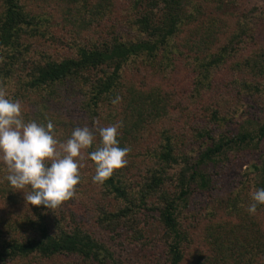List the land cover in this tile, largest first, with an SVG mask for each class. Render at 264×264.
<instances>
[{
	"label": "trees",
	"instance_id": "obj_1",
	"mask_svg": "<svg viewBox=\"0 0 264 264\" xmlns=\"http://www.w3.org/2000/svg\"><path fill=\"white\" fill-rule=\"evenodd\" d=\"M262 21L260 7L233 12L228 0H0V91L21 103L23 119L51 121L55 138L64 140L79 126L71 124L68 134L56 127L64 125L59 108L72 102L86 114L80 127L98 133L100 127L121 124L120 146L130 149L123 168L103 185L94 184L95 165L87 153L99 145L97 134L95 145L83 152L75 197L55 209L30 205L23 192L16 194L0 164V264H45L66 255L128 264L116 260L64 207L78 199L88 206L94 193L102 200L91 209L99 227L125 228L143 245L148 231H157L166 246L162 264H180L191 233L180 207L187 206L194 190L211 189L205 167L227 151L264 140V120L252 131H224L230 118L244 115L248 106L264 108V38L261 44L257 40ZM190 25L196 38L188 43L181 33ZM215 27L225 33V42L213 51ZM177 38L188 47L185 55ZM177 58V66L193 78L191 90L178 99L132 76L145 66L165 76L166 68H177ZM228 58L231 74L214 85L215 105L204 106L205 113L194 110L185 100L213 88V69ZM225 90L233 100L227 96L224 102ZM246 97L257 102L246 103ZM174 103L182 109L177 127ZM175 167L177 172L168 175ZM257 172L226 193L225 214L238 221L218 222L212 229L217 253L211 264H264V233L255 230L254 221L264 206L254 215L247 212L250 193L264 188V154Z\"/></svg>",
	"mask_w": 264,
	"mask_h": 264
},
{
	"label": "rangeland",
	"instance_id": "obj_2",
	"mask_svg": "<svg viewBox=\"0 0 264 264\" xmlns=\"http://www.w3.org/2000/svg\"><path fill=\"white\" fill-rule=\"evenodd\" d=\"M230 1V9L233 12H247L253 6H258L261 9V12H264V0H228ZM208 12V11H207ZM210 12V9H209ZM202 18H204L202 16ZM231 20V18L227 17ZM221 23V22H220ZM223 27L225 30L226 26L224 21H222ZM230 23V22H227ZM193 28V25L187 26L186 30L181 33V37L187 38L188 43H190L196 35L193 33L190 34V28ZM258 43L261 44L264 38V21L259 24ZM64 31V30H61ZM214 39L211 44L214 48L213 51L218 50L220 45L225 42V33H222L218 27L213 28ZM60 32V31H59ZM181 40V39H180ZM179 38L176 39L178 48L180 47L182 51L185 52L188 49L187 46H182L183 40L180 41ZM185 40V39H184ZM258 44V45H259ZM44 49V47L41 45ZM206 49V48H205ZM232 58L226 59L224 63L219 64L213 69V77L211 81V87L204 91L200 95H191L187 100L188 103L193 105V109L196 111L203 110L205 113L206 110L203 108L208 103L215 105L216 100H213L215 91L214 88L224 80H227L231 74L228 70ZM178 58L174 59L176 66L178 65ZM146 68V69H145ZM145 68L140 72H134L132 76L139 81L142 79L147 81V85H160L166 91L171 93L175 99H178L181 95L186 94L191 90L192 87V76L189 74L188 69L186 70L184 66H177L174 70L169 72V68H166L164 71L165 76H160L156 68ZM127 76H130L126 73ZM125 75V76H126ZM143 81V82H144ZM229 97L233 100V97L227 90L223 93L224 102H226V97ZM246 103H251V101L257 102L249 98H245ZM176 102V100H175ZM59 104V103H58ZM60 105V104H59ZM214 105H211L212 107ZM61 110L60 116L64 119V125L58 124L57 128L64 130L65 134H68L73 126H81V122L86 120V114L77 108L72 102H67V107L59 108ZM247 112L244 115L237 114L225 125L224 131L236 133L239 131H249L254 130L257 124L264 120V108H261L260 105L257 107L248 106ZM205 110V111H204ZM182 109L175 105L172 109L173 125L177 127L182 121L180 119ZM198 122L201 119H197ZM60 140L58 142H64ZM59 147V145H58ZM133 149L134 146H132ZM264 154V140L260 141L257 146L236 148L231 151L226 152V157L218 160V163L209 164L205 167V172L208 173L212 178V187L210 190H201L196 189L193 191L192 196L188 199L186 207H180V211L183 214L184 224L187 226L189 231V241L184 243L183 251L184 256L180 264H211L213 259H215V254L217 245L212 244V235H210L212 229L216 227V224L224 223L223 221L231 219L232 221H238L236 217L230 218L225 214L224 209V199H226V193L233 189L237 182L248 174H255L257 176V166L260 164ZM254 164V165H253ZM86 170V169H85ZM177 172V167L174 169L168 170V175ZM170 185V184H169ZM173 187L170 185V189ZM16 194H21L22 191H17ZM230 193V192H229ZM94 197L89 200L88 206L82 204L78 199L75 202H72L70 206L68 203L64 204V207L69 208L75 215L77 222L81 224L87 231H89L93 236L98 240L104 243L112 252L116 260L128 264H162L167 258L166 246L163 240L160 237V234L154 230H149V240L147 244H142L141 241L134 239L131 233L125 228L118 229L117 232L107 231L99 227L93 217L91 216L93 209V203H101V197L98 193H94ZM105 205L108 207L107 201ZM210 213L213 214L211 217ZM255 221V230L261 231L264 233V212H260L254 218ZM227 223V222H226ZM225 223V224H226ZM223 224V225H225ZM220 232H224L220 230ZM226 233H223L221 244L223 245L226 242ZM145 243V242H144ZM45 264H101L89 262L81 259L76 255H66L59 256L56 258H51L48 261H45Z\"/></svg>",
	"mask_w": 264,
	"mask_h": 264
},
{
	"label": "clouds",
	"instance_id": "obj_3",
	"mask_svg": "<svg viewBox=\"0 0 264 264\" xmlns=\"http://www.w3.org/2000/svg\"><path fill=\"white\" fill-rule=\"evenodd\" d=\"M118 101L116 97L112 103ZM121 126L100 127L98 133L87 126H76L60 143L51 121H25L21 103L0 91V164L7 170L5 179L11 188L23 192L30 205L55 209L75 197L83 152L95 145L97 134L99 145L87 153L95 165L92 182L103 185L115 170L127 164L130 149L120 146ZM250 201L247 212L254 215L258 206H264V188L251 192Z\"/></svg>",
	"mask_w": 264,
	"mask_h": 264
}]
</instances>
